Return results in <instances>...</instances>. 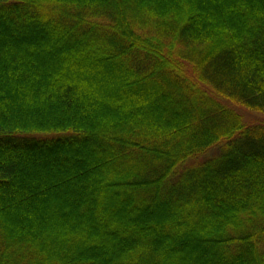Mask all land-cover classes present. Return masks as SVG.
Wrapping results in <instances>:
<instances>
[{
    "label": "trees",
    "instance_id": "16d2710c",
    "mask_svg": "<svg viewBox=\"0 0 264 264\" xmlns=\"http://www.w3.org/2000/svg\"><path fill=\"white\" fill-rule=\"evenodd\" d=\"M242 110L264 0H0V264H264Z\"/></svg>",
    "mask_w": 264,
    "mask_h": 264
},
{
    "label": "rangeland",
    "instance_id": "374dc122",
    "mask_svg": "<svg viewBox=\"0 0 264 264\" xmlns=\"http://www.w3.org/2000/svg\"><path fill=\"white\" fill-rule=\"evenodd\" d=\"M241 115L244 117V120L248 125H264V116L256 113H251L245 110L240 111ZM218 149L214 148L210 151H208L203 157L204 158H210L213 155L217 154Z\"/></svg>",
    "mask_w": 264,
    "mask_h": 264
}]
</instances>
